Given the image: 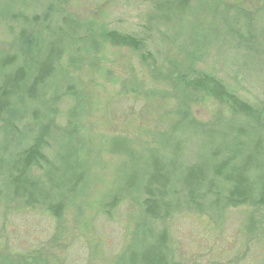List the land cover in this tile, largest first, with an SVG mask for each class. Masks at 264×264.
Wrapping results in <instances>:
<instances>
[{"label":"rangeland","instance_id":"1","mask_svg":"<svg viewBox=\"0 0 264 264\" xmlns=\"http://www.w3.org/2000/svg\"><path fill=\"white\" fill-rule=\"evenodd\" d=\"M182 1L0 0V86L13 69L27 74L0 119V264H128L164 228L171 264H264V0ZM54 47L52 72L31 98ZM7 56L15 64L3 68ZM195 73L219 80L254 116L186 86ZM43 128L47 165L31 173L43 204L30 205L8 172ZM158 160L178 207L164 223L142 205ZM240 177L253 200L230 207L229 178ZM58 204L55 219L47 207Z\"/></svg>","mask_w":264,"mask_h":264},{"label":"trees","instance_id":"2","mask_svg":"<svg viewBox=\"0 0 264 264\" xmlns=\"http://www.w3.org/2000/svg\"><path fill=\"white\" fill-rule=\"evenodd\" d=\"M182 2L186 4V0ZM108 36L112 41L135 51H141L143 49L140 41L132 36L124 34H109ZM58 55L59 50L57 47H54L45 58L42 57L36 68V76L33 83L27 91L29 97L35 98L37 87L42 85L50 76L53 69V61ZM143 56L145 57L146 55ZM14 64L15 58L10 56L5 57L2 61L3 68L11 67ZM26 78V70L22 67L13 69V72L3 78L0 86V119L10 110L12 99L21 93ZM186 86L205 92L220 103L227 104L229 108L236 113L244 116H254V109L249 104L235 97L236 95L234 96L233 93H230L219 80L208 73H195L193 79H189ZM48 136L49 131L47 128L38 130V132L34 134L30 144L15 155V159L10 165L8 182L12 188V193L18 198H25L26 204H43V199L36 200L33 198L32 192L35 189L31 173L33 170H40L42 164L45 163V165H47V159L43 150L46 147ZM223 166L225 167L226 164L220 167V171L224 168ZM163 170L160 161H155V165L149 175V186L145 189V198L142 204L145 216L150 220L159 221L160 223L170 220L172 216L173 218L176 217L177 214L175 210L178 209V207L175 208L171 202L167 200L166 192L170 184L168 182L169 180L163 176ZM186 176V182L194 186L197 179L192 174H187ZM240 178L241 179L229 178L232 189L225 202L230 207L242 206L253 200V188L245 178ZM186 189L188 190L184 192V195L188 199L192 192L195 191V188ZM34 195L37 197L42 196L39 192H35ZM184 202L185 199L182 197L179 205L183 206ZM47 210L53 218L58 219L62 213V205L48 206ZM170 240V230L166 228L162 229L144 251L131 252L128 264H171L169 257L170 251H168ZM225 253L224 251L223 255Z\"/></svg>","mask_w":264,"mask_h":264}]
</instances>
